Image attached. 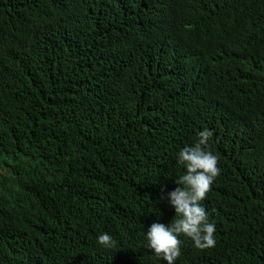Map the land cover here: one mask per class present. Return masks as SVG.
<instances>
[{
	"label": "trees",
	"instance_id": "1",
	"mask_svg": "<svg viewBox=\"0 0 264 264\" xmlns=\"http://www.w3.org/2000/svg\"><path fill=\"white\" fill-rule=\"evenodd\" d=\"M204 130L216 244L175 264H264V0H0V264H165Z\"/></svg>",
	"mask_w": 264,
	"mask_h": 264
},
{
	"label": "clouds",
	"instance_id": "2",
	"mask_svg": "<svg viewBox=\"0 0 264 264\" xmlns=\"http://www.w3.org/2000/svg\"><path fill=\"white\" fill-rule=\"evenodd\" d=\"M211 135L208 130L201 131L195 144L183 147L177 154V164L186 173L174 181L178 187L168 194L176 219L171 225L154 222L147 230V248L165 264H175L181 256L182 235L189 238L197 250L210 249L216 244L215 224L209 222L203 207V201L221 171L218 157L208 147ZM97 244L104 249L116 247V241L108 233L100 234Z\"/></svg>",
	"mask_w": 264,
	"mask_h": 264
}]
</instances>
